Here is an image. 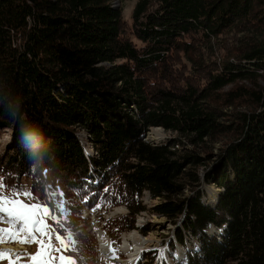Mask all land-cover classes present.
<instances>
[{"label": "trees", "instance_id": "16d2710c", "mask_svg": "<svg viewBox=\"0 0 264 264\" xmlns=\"http://www.w3.org/2000/svg\"><path fill=\"white\" fill-rule=\"evenodd\" d=\"M113 1L0 0L4 188L62 194L84 264L89 215L119 205L117 231L140 211L175 225L177 264H264V0H136L130 21ZM152 127L176 137L145 141Z\"/></svg>", "mask_w": 264, "mask_h": 264}, {"label": "rangeland", "instance_id": "374dc122", "mask_svg": "<svg viewBox=\"0 0 264 264\" xmlns=\"http://www.w3.org/2000/svg\"><path fill=\"white\" fill-rule=\"evenodd\" d=\"M135 1L136 0H124L123 2H120L116 0L112 2V5L114 7H118V6L121 7L123 18L126 19L127 21H130L131 13ZM243 33L245 32H238L234 36H231V34L224 35L223 40L229 39L230 37L237 38L239 36H242ZM257 84L258 86L264 88V79L258 81ZM247 109H251L248 103H244L243 101H238L234 103V106H232V108L228 109L223 107L222 111L228 113H235L238 111H245V110L247 111ZM79 132L81 136L82 135L86 136L87 134V131H85V129L81 127L79 129ZM175 137L176 135L174 133L167 132L165 131V129L163 130L161 127H152L147 132L145 136V141H149V142L152 141V143H156L160 141H165L167 138H175ZM9 139H10V131L9 130L2 131L0 134V152H2L3 148L8 144ZM207 145L213 147L212 152H217V148L220 147V142L218 143V142L210 141L207 143ZM213 161H214V157L211 158L210 162ZM203 189H204V196L202 200L204 201V203L213 204L215 202L214 201L215 197L218 195L221 189L214 184H208V183L204 184ZM0 192H2L5 196H9V197H12L14 195L12 190L5 188L0 189ZM142 196H143L142 201L147 206H150V204L158 201V199L151 200L150 197L148 196V193H144V195ZM50 197H51L50 194L44 196L39 192H35V193H30L29 196H25L21 194L19 198L27 204H39L42 206H47L50 209V211H52L56 216L60 217L61 214L56 209L57 202L52 200ZM127 212L128 210L124 205H119L112 208L107 213L99 214L92 212L89 215V222H88L89 226L87 230L89 231L90 236L93 238L94 242L96 243L97 251L95 257H93L92 260L88 262V264H113L112 263L113 261H116L117 263L120 264H127L125 260L129 257L131 251L134 250L136 246V241L134 239L129 238L131 234L140 236L141 238H148L150 240L148 242L149 244L141 249L143 251V254L140 257L141 259L139 258L140 260L138 259L139 260L138 261L137 257L140 256L142 251L138 254V256H136V259H134L135 263L137 262L143 263V261L149 260V258L152 257L153 261L150 262V264H160L161 259H160V253L158 251L160 249H165L164 258L168 262V264H177L180 263V261H183V258L185 257L182 251L183 246L177 244L174 239L173 230L175 225H173L171 222H168V220H166L164 217H159L158 215L152 214L148 211H142V212L140 211V213L135 216L133 228H122L121 230L117 231L116 226L112 224V221L110 220H114V219L118 220L119 218L125 216ZM87 213L88 212L87 210L85 211V209L82 211V215H86ZM46 222L51 228H54L61 237H64L66 235L65 231L62 230V228L58 227L57 225L55 228V222L52 219H47ZM61 222L64 224L63 219ZM146 225L149 227V231L143 234L141 232V229ZM2 226L5 228L8 227L7 224H3ZM99 232H103L106 236H108L107 238L110 239L111 248L112 249H114V247L117 248V250L121 253V256L123 258H119L117 255L115 259L106 258V256L104 255L100 256L101 250L99 252L98 241H97L98 238L97 236ZM208 232L209 234H212L214 233V229L210 228ZM125 236L128 237L127 239H129L127 250L122 249L121 247L123 243V238ZM186 238H187L186 244L189 245V242L192 240V238L189 235H186ZM170 240H172V243H174L175 245L174 250H171L170 248ZM114 241L117 242L116 243L117 245L113 246ZM193 241L190 242V245L193 244ZM5 244L11 246H16L17 244H19L20 246H22V248L14 247L13 250L28 254H35L38 249V245L35 242L32 243H21L19 241L5 242L0 244V248H4L2 245ZM195 244H197V242H195ZM55 246L59 248L60 244L55 243ZM144 251H146V253H144ZM181 251H182V255L180 257L179 253ZM62 255L66 257H74V258H76L77 256L76 251L72 250L71 248L63 250ZM24 259H26V257H24ZM135 260H137V262ZM0 264H8V262L7 260H4L3 262H0Z\"/></svg>", "mask_w": 264, "mask_h": 264}, {"label": "snow or ice", "instance_id": "6c2138e0", "mask_svg": "<svg viewBox=\"0 0 264 264\" xmlns=\"http://www.w3.org/2000/svg\"><path fill=\"white\" fill-rule=\"evenodd\" d=\"M0 178V189H3ZM12 197L5 196L0 192V244L5 242L19 241L21 243L35 242L38 245L35 254L17 252L13 249L0 248V262L7 260L8 264H84V258L66 257L62 251L68 248L78 251V240L75 233L64 227L62 219H67V209L62 199L57 201L56 209L60 217L56 216L47 206L39 204H27L19 197L21 194L29 196L26 189H12ZM62 194L53 192L51 199H56ZM47 219H52L55 224L63 228L66 235L61 237L54 228L47 224ZM7 224L5 228L2 225ZM39 237V238H38ZM55 243H59L57 248ZM116 249L109 248V258H116ZM160 259H164L165 249L158 250ZM56 254V255H54ZM26 257V259H24ZM139 259V257H137Z\"/></svg>", "mask_w": 264, "mask_h": 264}, {"label": "bare ground", "instance_id": "6f19581e", "mask_svg": "<svg viewBox=\"0 0 264 264\" xmlns=\"http://www.w3.org/2000/svg\"><path fill=\"white\" fill-rule=\"evenodd\" d=\"M86 137L85 136H81V139L86 143ZM97 241H98V247H99V252H100V256L104 255L106 256V258H109V248H111L110 245V239L107 238L108 236H106L103 232H99L98 236H97ZM128 237H124L123 238V243H122V249H126L128 248ZM129 238L134 239L136 241V246L135 249L131 251V254L129 255V257L125 260V262H127V264H133L134 259H136V256L142 251L141 249L145 246H147L149 243V239L148 238H141L140 236H136L134 234H131V236H129ZM195 243V242H194ZM190 244V243H189ZM4 248H9V249H13L14 247L17 248H22V246H20L19 244H17L16 246H11V245H2ZM24 246V245H23ZM180 257L182 255V251L179 253ZM103 257V256H102Z\"/></svg>", "mask_w": 264, "mask_h": 264}, {"label": "water", "instance_id": "95a60500", "mask_svg": "<svg viewBox=\"0 0 264 264\" xmlns=\"http://www.w3.org/2000/svg\"><path fill=\"white\" fill-rule=\"evenodd\" d=\"M217 198V197H216Z\"/></svg>", "mask_w": 264, "mask_h": 264}]
</instances>
